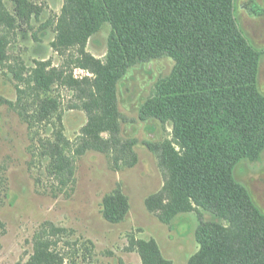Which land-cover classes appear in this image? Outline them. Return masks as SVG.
Here are the masks:
<instances>
[{
    "label": "trees",
    "instance_id": "16d2710c",
    "mask_svg": "<svg viewBox=\"0 0 264 264\" xmlns=\"http://www.w3.org/2000/svg\"><path fill=\"white\" fill-rule=\"evenodd\" d=\"M235 1L66 0L52 47L62 56L75 50V56L70 54L57 67L41 59L29 68L22 63L16 70L7 66L11 35L24 32L43 10L33 0H0V66L9 67L20 84L18 103L10 106L28 116L22 102L31 91H49L60 83L76 94L88 116L74 155L64 149L58 152L57 161L68 179L74 174L73 157L91 151L114 154L115 162L132 155L129 167L137 163L133 142L121 138L117 85L137 64L165 57L175 61L174 72L158 84L143 114L164 126L170 124L181 150L168 140L151 147L168 176L165 200L153 196L148 205L152 210L162 207L166 220L191 211L194 204L219 219L202 222L201 250L189 264H264V215L232 176L237 164L264 147L259 60L239 31ZM107 23L112 33L103 64L86 48ZM73 67L87 75L75 78ZM41 103L39 118L59 105L57 100ZM117 204L122 208L118 213ZM127 211L123 194L105 198L107 221L118 223ZM136 245L144 264H169L155 243ZM44 249L43 240L36 242L37 254L30 264H42V254L53 257Z\"/></svg>",
    "mask_w": 264,
    "mask_h": 264
},
{
    "label": "rangeland",
    "instance_id": "374dc122",
    "mask_svg": "<svg viewBox=\"0 0 264 264\" xmlns=\"http://www.w3.org/2000/svg\"><path fill=\"white\" fill-rule=\"evenodd\" d=\"M33 1L42 8L41 17L24 32L11 35L7 66L16 70L22 63L29 68L41 59L57 67L76 54L72 50L62 56L52 47L58 36L56 20L66 0ZM234 17L258 57L257 86L264 97V0H236ZM111 33L107 23L87 44L86 51L103 64ZM175 65L167 57L137 64L117 85L121 138L133 142L137 163L129 167L132 155L115 162L114 154L91 151L73 157L72 179L57 160L63 149L74 155L88 123L76 94L60 83L49 91H31L22 102L28 116H21L10 106L18 103L20 84L9 67L0 66V264H30L40 240L45 242V255H53L42 254V264H144L139 241L155 243L169 264H189L200 252L201 224L218 222L216 216L194 204L191 211L166 220L162 207L152 210L148 205L151 197L164 193L168 176L151 147L168 140L178 152L181 149L170 124L164 126L143 113ZM73 68L75 78L87 75ZM46 99L57 100L58 107H50L43 118L36 117ZM232 176L264 215V147L237 164ZM117 193L127 198L128 211L120 222L111 223L104 217L103 203ZM161 198L165 200V194ZM120 211L117 204L116 212Z\"/></svg>",
    "mask_w": 264,
    "mask_h": 264
}]
</instances>
